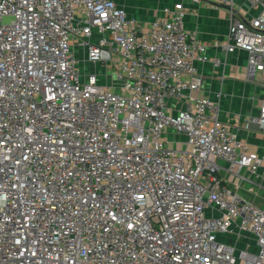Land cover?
I'll list each match as a JSON object with an SVG mask.
<instances>
[{"label": "built area", "instance_id": "built-area-1", "mask_svg": "<svg viewBox=\"0 0 264 264\" xmlns=\"http://www.w3.org/2000/svg\"><path fill=\"white\" fill-rule=\"evenodd\" d=\"M183 1L229 8L223 50L263 85L264 0ZM188 15L0 0V264H264V154L193 98Z\"/></svg>", "mask_w": 264, "mask_h": 264}, {"label": "crops", "instance_id": "crops-1", "mask_svg": "<svg viewBox=\"0 0 264 264\" xmlns=\"http://www.w3.org/2000/svg\"><path fill=\"white\" fill-rule=\"evenodd\" d=\"M112 1L125 9L129 19L141 23H151L163 16L164 8H174L183 2L189 12L186 29L194 32L199 40L207 44V54L213 59L204 64L196 63L201 88L192 93L193 98L209 99L218 103L221 121L228 124L238 139L246 142L253 151L264 154V133L254 122L264 101V84H260V75L254 81L248 79V55L245 52L226 54L223 50L232 24L229 8L210 2L166 0L161 5L153 4L158 12L149 15L138 12L139 9L137 11L140 3L131 4L128 0ZM257 78L259 81H256ZM247 126L249 129H246Z\"/></svg>", "mask_w": 264, "mask_h": 264}, {"label": "rangeland", "instance_id": "rangeland-1", "mask_svg": "<svg viewBox=\"0 0 264 264\" xmlns=\"http://www.w3.org/2000/svg\"><path fill=\"white\" fill-rule=\"evenodd\" d=\"M131 4L135 3V4H139L140 6L137 5V11L139 9L138 12L140 13H149V15H155L158 11L156 10V8H154V6H152L153 4H158L161 5L163 4L166 0H128ZM168 2V1H167ZM11 22V19L7 18L4 20L5 24H8ZM80 61H83V65H84V54H81L80 57ZM86 69L88 71H90V69L93 70V66L91 67V65H88L86 67ZM259 78V77H258ZM256 79V81H259V79ZM239 194L242 195L243 197L247 198V195L244 193V191L240 190ZM249 199L251 201H254L255 203H257L258 206H260V208L264 209V193L260 194V197L257 199H251V197H249Z\"/></svg>", "mask_w": 264, "mask_h": 264}]
</instances>
